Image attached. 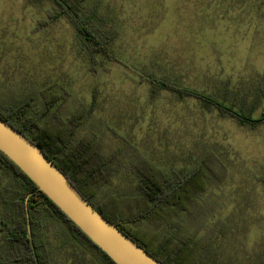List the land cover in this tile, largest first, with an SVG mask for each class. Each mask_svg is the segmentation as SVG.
Returning a JSON list of instances; mask_svg holds the SVG:
<instances>
[{
  "label": "rangeland",
  "instance_id": "rangeland-1",
  "mask_svg": "<svg viewBox=\"0 0 264 264\" xmlns=\"http://www.w3.org/2000/svg\"><path fill=\"white\" fill-rule=\"evenodd\" d=\"M93 9L100 31L111 35L113 56L98 53L95 62L66 17L49 19L50 0H0V105L28 100L37 116L46 112L48 90L58 99L41 122L90 114L77 138L114 168L98 202L134 190L131 165L140 157L170 172L215 154L216 184L193 208L205 223L200 233L211 232L197 264H264V124L241 125L169 90L153 94L143 78L166 76L227 104L234 101L222 89L229 98L247 95L235 106L259 117L264 103L248 89L264 84V0H89L87 14ZM60 222L45 220L53 243L64 240L67 224ZM52 247L49 264H100L91 245L67 244L60 253Z\"/></svg>",
  "mask_w": 264,
  "mask_h": 264
},
{
  "label": "trees",
  "instance_id": "trees-1",
  "mask_svg": "<svg viewBox=\"0 0 264 264\" xmlns=\"http://www.w3.org/2000/svg\"><path fill=\"white\" fill-rule=\"evenodd\" d=\"M50 1L54 10L49 19L66 17L83 37L93 62L98 53L113 57L109 54L111 35L102 33L96 24L97 10L93 9L90 15L86 12L89 0ZM143 78L153 83V94L162 89L169 90L180 98L194 97L204 107L215 108L241 125L256 127L264 124V108L259 117H254L245 111V107L235 106V102L247 95L242 97L238 93L229 98L230 90L222 89V96L234 101L227 104L217 96L184 86L166 76L143 75ZM248 90L254 101L258 98L264 103V84L250 86ZM44 95L46 112L30 115V101L26 100L21 104L0 105V117L34 142L100 213L157 259L164 264H197L201 254L207 251L211 232L200 233L205 223H197L193 208L201 193L210 184H216L210 163L215 154L204 156L193 169L170 172L140 157L135 165H131L136 176L134 190L123 193L126 195L124 200L116 199L118 194L111 193L98 202L95 198L102 186L111 182L114 168L109 158H97L91 143L77 138L79 127L90 114H74L68 118L54 114L41 122L58 99V95H52L48 90ZM5 181L7 184H3ZM0 191V264H49L51 244L52 250L60 253L67 244L76 250L79 243L97 249L100 264H116L1 150ZM47 218L67 224V228L63 226V241L53 243L47 238ZM72 253L77 259V252L73 250Z\"/></svg>",
  "mask_w": 264,
  "mask_h": 264
},
{
  "label": "water",
  "instance_id": "water-1",
  "mask_svg": "<svg viewBox=\"0 0 264 264\" xmlns=\"http://www.w3.org/2000/svg\"><path fill=\"white\" fill-rule=\"evenodd\" d=\"M0 150L116 264H164L100 213L34 142L1 117Z\"/></svg>",
  "mask_w": 264,
  "mask_h": 264
},
{
  "label": "flooded vegetation",
  "instance_id": "flooded-vegetation-1",
  "mask_svg": "<svg viewBox=\"0 0 264 264\" xmlns=\"http://www.w3.org/2000/svg\"><path fill=\"white\" fill-rule=\"evenodd\" d=\"M93 204L95 205V203L93 202Z\"/></svg>",
  "mask_w": 264,
  "mask_h": 264
}]
</instances>
